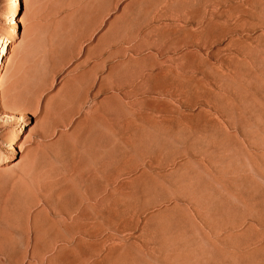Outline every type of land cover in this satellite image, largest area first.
<instances>
[{"label":"rangeland","instance_id":"1","mask_svg":"<svg viewBox=\"0 0 264 264\" xmlns=\"http://www.w3.org/2000/svg\"><path fill=\"white\" fill-rule=\"evenodd\" d=\"M13 3L0 0V264L68 262L55 250L75 241L57 233L61 214L47 192L65 165L92 162L100 134L122 165L141 163L149 177L145 212L131 229L84 238L131 249L111 264H264V248L237 246L264 232L263 210L241 197L264 200V0H18L11 21ZM162 33L171 39L158 41ZM163 67L201 84L173 90L165 77L148 82L164 92L131 90ZM143 111L154 119L136 118ZM153 147H162L160 160L169 153L190 163L188 189L161 186L173 165H159ZM178 245L191 249H179L183 260L173 258Z\"/></svg>","mask_w":264,"mask_h":264},{"label":"bare ground","instance_id":"2","mask_svg":"<svg viewBox=\"0 0 264 264\" xmlns=\"http://www.w3.org/2000/svg\"><path fill=\"white\" fill-rule=\"evenodd\" d=\"M17 1L18 0H14L11 12L7 15V19H9L11 21L12 20L16 21L19 18L17 12L14 10ZM208 24L209 23H207V26L209 28L208 27H206V28L209 29L208 31H211L212 29L210 30V27L213 28V26H211V24H209L210 25L209 26ZM16 28H17V24L14 23L13 26H11V28H10L12 34L17 33ZM202 29H205V28H202ZM208 31L207 32L205 31L207 33V35H205L206 33H204L205 36H208V34H209ZM201 32L203 34L204 30ZM202 34H201V37H202ZM157 35H159V34H157ZM161 35H162V37H161ZM164 35L167 38L169 37V35L167 36V34H164ZM164 35L162 33L156 37H157V39H158V37L159 38L161 37L164 40L165 39ZM193 36H195V35H193ZM156 37H154L155 40H157ZM11 38L9 40H7L5 45H8L7 44L8 42H12ZM129 38L132 39L133 37H129ZM170 39H169V41H170ZM189 39H188V41H186L187 40V38H186L185 44H188L190 46V45H192V43H191L192 40L189 41ZM159 40L161 41V39H158V41ZM167 41H165V42H167ZM185 41H183V42H185ZM176 42H174V44ZM163 43H164V41H163ZM178 43H180V42H178ZM197 43H199V42H197ZM197 43H196V45H200ZM246 43H243V48H241L242 43H241V45L239 44L240 45L239 47L241 48V51L243 50V52L245 50L244 47L247 45ZM176 45L178 46L179 44H176ZM194 45H195V43L193 42V46ZM166 46H167L166 48L168 49L169 45H166ZM217 47H215V48H217ZM162 49H163V51L166 50V49L164 50V48H162ZM246 49H247V46H246ZM215 50H217V49H215ZM215 50H214V52L217 53L218 51L216 52ZM163 51H161V52H163ZM246 51L249 52L248 50H246ZM211 52L213 53V51H211ZM2 56H3V54H0V60H2V58H3ZM161 67L162 66H160V69H161ZM189 67L190 66H186V65L181 66L180 72H182V73L187 72V69H190ZM191 70H192V68H191ZM194 70H195V68H194ZM131 77H134V75H131ZM142 77H143V79H142L143 83H141L139 85H135L136 88L131 89L135 94L140 93V92H142V93H147V92L153 93L154 91L158 92V93H160L161 91L164 92L165 88L164 89L159 88V87L154 88V87H150L148 85L149 80H153V79H157V78L168 77V79L165 81L168 83L166 85L167 86L166 88H170L173 90L180 88L179 83L195 84V85L201 84L197 81H196V83L195 82L194 83H191V82L188 83L185 81H181L178 77V74H176V72L172 71V68L165 70L164 67L162 70L158 71L157 73H154L153 71H148V73H143ZM143 87H144V89H142ZM163 87H165V86H163ZM131 90L128 92L131 93ZM170 92L173 93L172 90ZM146 97H147V99L149 98L147 95H146ZM146 97H144V99ZM144 99L143 98H142V100L138 99L137 100V102L139 101L138 104L141 103L140 100L143 101ZM141 104H140V106H141ZM144 104L146 105V103H144ZM144 104H142L143 108L145 106ZM148 107H146L145 109H147ZM5 110L7 113H14V114H18V113L22 112V110L20 108L11 107V106L7 107ZM147 110L149 111L150 109H147ZM167 110L173 111V109H169V108ZM152 111H154V110H152ZM144 112L145 111H143L142 113H137V115H135L136 118L142 119V120H147V121L154 119V115L152 112L151 113H144ZM167 113L168 114L165 113V117H170V118L175 117V115L171 111L170 112L167 111ZM9 116H10V114H9ZM160 116L164 117L163 114ZM169 123H175V122L169 121ZM26 124H27L26 121H24L18 127L17 134L22 133L23 128H25L24 125H26ZM151 124L158 126V130L164 129L162 126L157 125L156 123H151ZM169 127L172 128V126H169ZM169 127H167L166 129L170 130ZM136 129H139V128H136ZM137 131L138 130H136L135 132H137ZM106 140H107V137L103 136L102 134H100L97 137L96 142H95L96 146L94 148L95 151L93 152L92 157H91L92 162L85 163L83 165H78V164H74V163L67 164V165H65V171H63L62 173L57 175L55 178H53V180L50 179V180H52V182L49 180V182L52 183V184H50V188H51V190L53 189L54 193L51 192L48 195V192H47V196L49 197V200L52 201L53 212L57 211V213L61 214L60 217H58L57 219H54L56 221L53 223V225L56 224V226H60L59 229L57 230V233H59L61 236H63V235L68 236L73 241H75V244L70 248L71 249L70 251H66L64 246H60V247H58V249L55 250V257L64 256L65 258L69 259L66 264H111V261L114 258L116 259L120 256H123V255H126L127 253H129L131 250L129 247H123L124 249L123 248L121 249L120 247H110L107 249L105 247H102L100 245V242H102V245H105V242H107V240H110L108 236L101 239L100 242L98 240L99 245L97 242L96 243H93V242L88 243L84 238L85 237L93 238L96 235L100 234V232L103 229L127 231V230L131 229L134 224H136L133 222L137 221L138 218L140 217L141 213L145 212V209H146L143 206V203H144L143 200L147 201L146 197L148 196V193H147L148 192V189H147L148 185H146V183L148 184L149 177H148V173L146 170L147 168L145 167L144 163H142L144 165L143 167H139V165L141 163H136L135 165H133V164L122 165L121 164L122 160L119 158H116V156L114 157L112 155L111 149L106 146ZM11 144H12V146L15 144L18 145L16 143V140H14V139L12 140ZM165 144H167V143H165ZM161 148L162 147H160V148H154L153 147L151 151H154V152L150 156L156 158L155 160L159 159L157 161V162H159V165H162V164L163 165L164 164L169 165L170 164V165H173V168H171V171L168 170V172H165L167 174L162 173V175H161L162 177L160 178L161 182L159 181L160 179L156 180L155 182L152 183V187H153V185L157 186L159 182H160L161 186H163V187H164L163 184L168 183V185L167 184L166 185L169 186L170 188L173 185H175V187L179 188L180 185H182V186L184 185V187H185V185H187V184L189 185V184L193 183V181H190V180H194L196 178V175L193 174L194 170H191L192 168H191V166H189L190 163L188 162L189 163L188 164L187 161H182V162L177 161L176 158L173 157L174 155L173 154L168 155L169 153L168 154L166 153L167 154V155H165L166 157L165 158L163 157V159L160 160V158L158 157V154H159L158 152L160 151L159 155L162 154L163 151L161 152ZM155 151H158V152H155ZM206 151H208V150H206ZM168 152H170V151H168ZM155 153H156V155H155ZM218 159H220V158L218 157ZM149 160L147 161V160L143 159V162L146 161V163H147V162H149ZM155 160H153L152 162L154 163ZM216 162L219 163L220 161L217 160ZM149 164H151V162ZM132 171H134V172L132 173ZM124 172L129 174V176H127L126 181H124L125 180L124 178L126 176L123 178L124 180L119 178L121 175H123ZM219 178H220V176H219ZM187 180H188V182H187ZM162 181L165 183H162ZM175 187L173 186V189ZM177 188H175V189H177ZM173 189L171 192H173L175 190V189L174 190ZM181 189L183 190V187H181ZM184 189H188V187L187 188L185 187ZM178 191L180 192L181 190L178 189ZM176 192L177 191L175 190V192H173V193H176ZM184 194H186V190H184ZM242 195L243 196H241V195L240 196L242 197V200L244 199L243 202L246 203V201H249V200L251 201V199H252V201H253V202L251 201L253 203L252 205L255 206L256 208H258V210L260 209L261 213L264 212V206L262 208H259L263 205L262 203L264 202V200L262 201L260 198H257V197H256L257 199L255 198L256 200H253L252 196L245 194V193H243ZM140 201L143 203L140 204ZM251 202L250 203L247 202L250 205V207H251ZM251 208L253 209V207H251ZM256 208H254L253 210L256 211V213L258 214L259 211L256 210ZM262 210H263V212H262ZM258 215H259L258 216L259 222L260 223L264 222V215L261 214V215H263V218H262V216L260 217V213ZM130 222H132V223H130ZM50 226H51V224H50ZM247 228H249V227H247ZM64 232H66V234ZM243 236H244V233H243L242 237ZM252 245L254 248H257V249H263L264 248V232L259 231L256 234H252L249 237L244 236V238L240 242L237 243L238 247L252 246ZM156 247L161 249L159 245ZM175 247L172 250L174 251L177 247H178V250H177V253H176V250L174 251L173 258H179V259L183 260L184 259L183 257L185 256V254L182 255L180 253L181 251L179 252V249L182 250L181 248L184 247L186 250L187 248L185 246H182L179 248V245L176 248ZM189 248H191V246H189ZM162 250H165V248L163 249V247H162ZM187 250L190 251L191 249H187ZM157 251L159 252L160 250H157ZM181 263H183V262H181Z\"/></svg>","mask_w":264,"mask_h":264}]
</instances>
